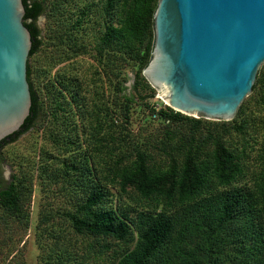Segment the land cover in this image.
<instances>
[{
	"label": "trees",
	"instance_id": "16d2710c",
	"mask_svg": "<svg viewBox=\"0 0 264 264\" xmlns=\"http://www.w3.org/2000/svg\"><path fill=\"white\" fill-rule=\"evenodd\" d=\"M94 1L22 0V22L31 37L26 65L31 107L0 149L30 131L42 114L51 123L61 114L89 119L87 151L62 162L60 174L62 184L83 192L65 217L75 234L86 237L84 251L73 263L61 253L46 264H94L120 245L121 253L113 249L114 264H264V64L232 121L187 117L155 99L156 91L142 76L150 60L158 0H99L100 29L87 43L77 33L87 30ZM70 3L75 16L52 33L62 56H50L44 68L34 69L31 60L44 46L37 19L67 15ZM85 55L93 60L88 94L94 103L88 112L85 89L79 84L71 88L67 81L55 88L50 78L59 61ZM127 70L133 73L129 93ZM42 77L51 85L45 89V105L34 85ZM138 114L143 122L160 123L161 132L136 139L131 126ZM232 133L240 136V147L226 138ZM258 135L262 142L253 150L251 166L250 141L256 143ZM52 141L60 144L57 137ZM26 179L17 174L0 187L6 218L23 219L31 197Z\"/></svg>",
	"mask_w": 264,
	"mask_h": 264
},
{
	"label": "water",
	"instance_id": "95a60500",
	"mask_svg": "<svg viewBox=\"0 0 264 264\" xmlns=\"http://www.w3.org/2000/svg\"><path fill=\"white\" fill-rule=\"evenodd\" d=\"M22 0H0V142L29 115L31 37ZM142 70L156 97L195 119L232 121L264 64V0H158Z\"/></svg>",
	"mask_w": 264,
	"mask_h": 264
},
{
	"label": "rangeland",
	"instance_id": "374dc122",
	"mask_svg": "<svg viewBox=\"0 0 264 264\" xmlns=\"http://www.w3.org/2000/svg\"><path fill=\"white\" fill-rule=\"evenodd\" d=\"M94 2V13L90 14V24H86L87 30L77 33L80 38L87 39V43L92 42L94 35L100 29L96 25L100 21V1L95 0ZM68 12L67 15H57L51 19H46L45 16H40L37 19L36 25L41 31L44 46L35 59L31 60L34 69L44 68L50 56L53 57L56 54L62 56V49L54 45L55 40L52 39V33L62 27V21L68 24V21L75 16V7L72 3L69 4ZM92 61L88 55L76 57L69 62L59 61L50 72V78L54 81L55 88L60 86L58 84L60 81H67L71 83V88H75L79 84L82 90L85 89L87 112L94 103V98L88 94V90H92V78L89 73ZM132 74V71L127 70L129 80L125 84L128 88L126 93L130 92L132 86ZM70 78L74 79L69 80ZM34 85L43 105H45L48 99L46 86H48V90H51L48 78L42 77L35 81ZM66 98L69 100L70 97ZM155 99L163 103V100L157 98L156 95ZM63 116H67L68 120L63 121ZM88 120L86 117L74 119L69 115L61 114L57 122L51 123L45 113L40 115L36 125L30 131L0 149V187H7L12 176L20 174L27 175L26 185L31 189V197L23 208L24 217L21 221L10 217L6 218L0 208V264H46L52 262L61 253L64 258H68L69 255L72 257L70 263L81 260L86 237L73 232L65 217V212L73 211L76 208L82 201L83 192L72 185L62 184L60 174L62 173V162L74 158L79 159L81 153L87 151ZM133 122L132 134L138 140L146 138L149 133L155 134L162 130V125L158 122L150 124L143 122L142 114L135 116ZM49 134H53V137L59 139L58 146L54 144L53 137L50 138ZM226 138L231 142H236V145L240 147L241 138L239 135L232 133ZM62 139L66 143H63ZM249 139L250 132L247 137V140ZM261 142L262 139L259 135L256 137V143H253V140L250 141L252 148L254 146L252 152H249L251 166L255 165L253 150H257ZM63 185L64 189L62 190ZM112 203L116 204L114 199ZM113 249H116L119 254L122 251V246H114ZM113 249L106 254L108 258L94 264H114Z\"/></svg>",
	"mask_w": 264,
	"mask_h": 264
}]
</instances>
